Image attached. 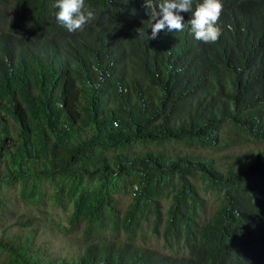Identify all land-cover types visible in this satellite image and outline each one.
I'll use <instances>...</instances> for the list:
<instances>
[{
	"label": "trees",
	"instance_id": "obj_1",
	"mask_svg": "<svg viewBox=\"0 0 264 264\" xmlns=\"http://www.w3.org/2000/svg\"><path fill=\"white\" fill-rule=\"evenodd\" d=\"M55 3L0 0V208L12 188L39 213L0 238L1 264H264V148L224 166L193 152L264 143V0H221L215 43L194 38L191 11L149 39L144 0H85L93 18L69 33ZM172 145L192 152L155 150ZM200 180L219 201L205 223ZM51 186L64 212L72 201L62 231L77 251L31 230ZM150 220L168 253L137 243Z\"/></svg>",
	"mask_w": 264,
	"mask_h": 264
},
{
	"label": "rangeland",
	"instance_id": "obj_2",
	"mask_svg": "<svg viewBox=\"0 0 264 264\" xmlns=\"http://www.w3.org/2000/svg\"><path fill=\"white\" fill-rule=\"evenodd\" d=\"M230 144V139H226V142L223 146L217 147V150L205 149L203 151H193L196 154H201L206 158H213L216 160L217 164L222 166L229 165L233 162L236 157H243L244 155H249L256 151L257 149L264 148V143L261 144H252L248 143L242 146H235ZM157 151H165L168 154H187L192 152L190 149L183 145H172L166 147L156 148ZM95 185L90 186L92 189ZM198 189L201 196L205 199V206L203 210L199 213L200 219L205 223L210 220L213 216V213L219 205V201L216 197V194L210 189V183L208 181H199ZM17 188V187H16ZM136 189V188H135ZM118 193L114 197L118 200V206L122 211H127L130 205L132 204L133 198L128 193ZM7 197H10L17 201L15 205H11L10 211L12 213L8 214L5 209L0 208V238L2 242L8 241V239L15 237L17 234L24 235L29 228L15 227L14 221L21 217V221L24 222L29 217H39L37 211L31 210L27 205L21 202L20 198L14 197L17 195V190L8 188L4 191ZM56 189L54 187H49L48 191L45 190L42 192V199L47 200L46 207L44 212L49 215V221L45 224L43 220L37 218L34 228L31 230L36 232V237L41 241H47L48 248L50 252H57V254L74 252L79 250L80 244L77 242L78 237H69L66 236L62 228L66 227L68 220V213L72 206V201L66 198L68 204L66 205L68 212H64L61 207L56 205ZM134 197V194H133ZM34 197H32V200ZM160 201L163 205V211L166 214L169 205H171V199L169 198H160ZM34 210H36L34 208ZM152 221H146L143 225V233L138 237L137 243L140 246L149 248L151 250L161 251L168 253L169 251L164 248V243L162 239H157V237L152 233ZM7 258V253L0 251V264Z\"/></svg>",
	"mask_w": 264,
	"mask_h": 264
},
{
	"label": "clouds",
	"instance_id": "obj_3",
	"mask_svg": "<svg viewBox=\"0 0 264 264\" xmlns=\"http://www.w3.org/2000/svg\"><path fill=\"white\" fill-rule=\"evenodd\" d=\"M54 7L58 24L69 33L83 31L87 23L93 18L91 11L85 4V0H56ZM144 7L151 25L149 39H157L158 33L167 29L169 32L183 31L184 17L181 13H189L191 17L187 24L194 38L204 43H215L221 35V29L217 22L222 14L221 0H202L192 11V0H160L157 4L154 0H144ZM154 22V23H153Z\"/></svg>",
	"mask_w": 264,
	"mask_h": 264
}]
</instances>
